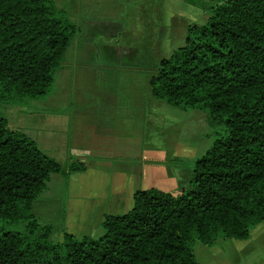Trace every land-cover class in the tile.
<instances>
[{
  "label": "trees",
  "instance_id": "16d2710c",
  "mask_svg": "<svg viewBox=\"0 0 264 264\" xmlns=\"http://www.w3.org/2000/svg\"><path fill=\"white\" fill-rule=\"evenodd\" d=\"M79 1L119 4L128 25L143 21L146 31L163 3ZM186 2L210 17L158 59L149 84L167 105L207 113L215 140L195 161L189 188L137 191L130 211L106 217L99 239L65 233L54 242L34 202L53 175L67 179L86 166L61 165L0 113V264H199L196 243L245 241L264 222V0ZM83 35L56 0H0V104L47 99L65 53Z\"/></svg>",
  "mask_w": 264,
  "mask_h": 264
},
{
  "label": "crops",
  "instance_id": "0c3cea01",
  "mask_svg": "<svg viewBox=\"0 0 264 264\" xmlns=\"http://www.w3.org/2000/svg\"><path fill=\"white\" fill-rule=\"evenodd\" d=\"M178 1L187 6H183L184 11L173 16L172 22L166 25V35L163 36L161 30L157 34L156 46L157 42L161 46L160 49L155 46V53L162 54L164 44L168 43L180 42L178 48L184 46L188 28L204 25L210 17L186 0ZM97 6L87 3L83 7L78 0L75 22L84 26L86 36L75 46V58H79V62L75 61L71 73L70 98L33 101L43 106L41 116H46L32 119L28 124L36 135L32 139L46 155L63 166L69 163L86 166L85 172L74 173L67 179L53 175L34 202L33 212L39 223L53 226L51 237L55 236L57 242L64 240L65 232L76 238L92 236V230L100 228L107 216L130 211L137 191L158 189L171 193L166 188L174 181L177 190L183 191L192 181L188 174L184 185L181 177L175 174L176 167H172L185 154L184 144L170 134L174 133L167 127L171 120H165L162 114L153 111L157 102L155 104L152 99L151 75L140 72L146 69L119 68L111 66L112 63L100 66L91 61L93 56L98 57L101 53L103 59L117 61L121 57L122 52L114 50L113 46L125 26L124 21L120 24L118 21L81 19L83 10L90 14ZM100 7L102 11H124L119 4L105 3ZM132 10L139 8L133 6ZM130 21L135 24L133 19ZM100 37L112 41L95 49L92 44ZM148 48L151 52V45ZM136 50L137 47L126 54L134 56ZM133 64L131 62L130 66ZM47 107L54 109L50 111ZM28 113L31 115L30 111ZM168 135L170 142L159 141ZM52 211L59 216L58 230L52 225ZM260 228L258 234L264 236V222L251 231V236Z\"/></svg>",
  "mask_w": 264,
  "mask_h": 264
},
{
  "label": "rangeland",
  "instance_id": "374dc122",
  "mask_svg": "<svg viewBox=\"0 0 264 264\" xmlns=\"http://www.w3.org/2000/svg\"><path fill=\"white\" fill-rule=\"evenodd\" d=\"M211 1L213 4H216L221 0ZM56 3L60 8L67 9L72 21L77 24L79 28L82 27L81 30L84 34L83 37L86 36L84 26H80L77 21L75 22L78 0H56ZM107 4L111 5L110 1H108ZM183 4H181V2L178 0H163L159 13L156 9L152 10V15L149 17V21L147 22V31L146 24L143 21L138 22V24L141 25L138 27L130 24L128 25V20L126 19L127 10L125 12H118L115 9H110L111 11L108 9L102 11V9L100 10V8L97 7L96 10L99 9L100 11L96 13H94L95 10L90 14H88V12L83 13V16H81L83 21L86 19H95L97 21H118L120 24H123L124 21L125 25L122 35L119 37V40H116V44L113 46L114 50L117 49L119 52H122L121 57H119L117 61L112 59L108 60L106 58L103 59V53H101V55H98V57L93 56L91 61L94 62L95 65L100 66L109 65L108 63H112L111 66H116L119 68L124 66L127 68L137 67L140 70L146 69L145 71H140L145 75L152 73L158 59L168 57L172 49L175 50L180 46V42H174L170 44L168 43V45L164 44V48L161 50L163 52L162 54L158 53L157 51L156 53L154 52L156 46L155 37H158L160 30L163 32V36L164 34H167L166 25H168L169 22H172L171 20L173 16L184 11L182 8L183 6L187 5ZM130 6L131 4L129 5V8H131ZM137 8L140 9L139 4L137 5ZM198 9L205 11L201 8ZM205 12L208 13V16L210 15L208 11ZM138 14H140V12H138ZM156 27L158 28L157 32H155ZM88 38H90L89 35ZM110 41L112 40H109L106 37H100L94 41L92 47L98 49ZM157 43V46H159L160 49L161 44L160 42ZM149 45H151V52L149 51V48L148 50L146 49ZM135 47H137V50L135 51L134 56L126 54V52H129L130 49L132 50ZM166 47L169 49L171 48V50L169 51ZM76 50V47H70L65 53L63 58L64 68L57 72L55 81L51 88V93L47 97L50 100H56L60 98L64 100L70 98L68 96L72 83L70 77L74 69V63H76L75 61L79 62V58H75L77 54ZM157 54H159V56H157ZM131 62L134 63L132 66H130ZM152 99L154 100L153 102H155V104L157 102V104L153 106V111H158L159 114L164 116L163 118L165 120H171L168 121L167 127L169 132L173 131L174 133L170 134H174V136L177 137V141L181 144H184L185 154H182L180 160L176 162L177 164H172V167H176L175 174L181 177V182L185 185L187 183L186 179L188 174L192 178V170L195 161L207 152L215 140L214 132L207 122V113L197 109L188 111L180 110L178 108L169 106L166 103L155 99L154 97ZM42 108L43 106L41 107L40 103L33 101H28L24 104H0V113L7 119L9 128L23 132L29 137L33 138L36 137V135L31 129L32 126H29L28 124L32 121V119L38 120L39 117L46 116H41L43 115ZM47 109L52 111L54 107H47ZM29 111L31 112V115L28 113ZM169 136L170 135H168L166 138L161 137L159 141L164 143L170 142L171 140ZM176 139L174 141H176ZM166 189L175 195H178L182 192L181 190H177L178 185L175 184V181L170 185V187L168 186ZM34 210L36 211L37 215H39L36 206ZM54 213L55 212L52 211L50 217L53 221L52 225L55 226V230H58L59 216L58 214ZM258 230L260 231L261 228L256 229L252 233L250 240L248 239L245 241H239L221 238L213 247H207L200 243H196L194 246L195 257L199 264H264V236L258 234ZM92 231L94 234L89 237L93 239H99L104 234L102 226L98 229H93ZM51 239L54 242H57L55 236L52 235ZM77 239L81 240L82 237L78 236Z\"/></svg>",
  "mask_w": 264,
  "mask_h": 264
}]
</instances>
